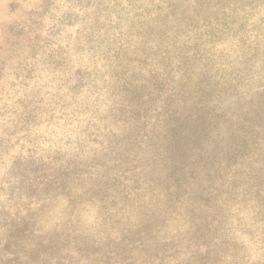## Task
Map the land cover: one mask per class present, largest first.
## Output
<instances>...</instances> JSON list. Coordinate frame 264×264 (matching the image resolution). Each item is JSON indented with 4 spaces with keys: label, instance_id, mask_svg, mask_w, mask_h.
I'll return each mask as SVG.
<instances>
[{
    "label": "rangeland",
    "instance_id": "rangeland-1",
    "mask_svg": "<svg viewBox=\"0 0 264 264\" xmlns=\"http://www.w3.org/2000/svg\"><path fill=\"white\" fill-rule=\"evenodd\" d=\"M98 1L0 0V139L11 144L0 158V238H22L18 254L33 258L0 264H64L48 254L53 237L71 251L65 264H264V0L236 2L255 12L253 29L206 43L207 77L176 62L156 77L142 71L162 98L152 133L165 136L147 163L130 151L111 160L100 143L128 130L131 107L118 111L136 94L114 82L111 60L85 58L86 39L113 40L127 23L114 10L84 12ZM90 80L97 87L81 86ZM143 191L164 208L133 205ZM67 204L80 207L77 222L59 213ZM5 210L18 219L3 229Z\"/></svg>",
    "mask_w": 264,
    "mask_h": 264
},
{
    "label": "trees",
    "instance_id": "trees-1",
    "mask_svg": "<svg viewBox=\"0 0 264 264\" xmlns=\"http://www.w3.org/2000/svg\"><path fill=\"white\" fill-rule=\"evenodd\" d=\"M237 1L129 0L124 5L123 1L119 0L110 1V4L100 0L95 7L92 5L85 7L84 12L90 15L91 18L99 17L107 9L114 10L117 15H121V21L124 14L128 15L126 18L127 23L126 21L124 23L125 29L123 33L117 34V37L113 40H109L106 37L97 46H93L91 40L86 39L84 41L85 44L89 43L85 58L89 61L93 60L92 58L111 60L118 67L117 72L121 73L120 76L116 77L114 82L118 83V86H132L135 90L132 93L136 94L131 99L126 98L123 109L118 111L121 114L127 111L128 107H131L130 110L134 113V117L130 120L131 124L128 130L117 133L112 132L107 137L109 139L108 142H100L103 149L109 151L111 160L117 159L119 156L121 159H126L125 154L130 151L133 157L139 154V159L144 163L156 161V152L159 151L158 148L161 146L160 144H155L164 140L165 136L161 139L159 136H154L152 128L158 123L162 98L156 99L154 95H156L157 88L154 87L151 79H146L143 76L142 71H153L151 76L156 77L158 73L154 71L157 66H162L168 71V68L176 62L181 65L182 69H179L180 74H190L197 78L207 77L206 61L210 58L209 56H205L206 51L204 47L206 43H214V41L222 38H232L242 31L245 34L248 30L253 29L249 22H247V19L254 17L255 12L246 17L245 13L236 10ZM191 11L194 17L188 18L187 13ZM92 21L94 20L92 19ZM186 21L189 24L188 27H186ZM87 24H89V27L93 25L91 22ZM93 62L96 63V61ZM150 62H154L155 64ZM135 65L141 68L140 76L133 75ZM122 67L127 68L124 70ZM138 77L139 79H137ZM134 83H137V85L135 86ZM81 86L85 88L90 86L97 87L92 84L91 80L88 81V86ZM146 98L148 101L145 100ZM116 138L119 139L115 140ZM134 140L136 142L132 143ZM8 141V139H0V158L5 156L10 150L11 144ZM53 159L62 161L64 156L59 152V155L56 154ZM49 161L46 163V167L43 168L45 173L57 170L55 167L58 165L57 162L55 160ZM1 162L2 160H0V164ZM136 192L133 205L138 204L139 208L147 205L156 207V209L164 208V205L159 202L161 200H155L151 197L152 192ZM75 205L70 206V204H67L65 208L60 209L59 213L63 212L66 217H69L68 220L77 222L80 217L78 214L80 207L76 209ZM133 205L131 202H127L123 208H130L129 214L136 216L137 214L134 212ZM1 208L2 206H0ZM74 210V216H71V212ZM4 214L5 220L1 228L11 227L17 222L16 219L18 218L10 215L8 210H5ZM25 232L30 233L31 230L26 229ZM28 236H26L27 239L29 238ZM55 239L53 237L52 241L49 240L51 243L48 244V254L51 258H56L62 252L60 260L64 261V264L70 263V258L66 257L67 254H64V252H69L70 250H65L61 245L54 243ZM20 240L22 238H16L15 240H11L8 237L0 238V259L5 258V255H7L17 261L19 260L18 256L23 258L25 255L28 256V260L32 261L33 258H31L30 254L25 252L18 254L17 250L20 247ZM1 247L4 249H1ZM60 260L56 261L59 262ZM46 262L47 260L43 259L38 260L36 263L46 264Z\"/></svg>",
    "mask_w": 264,
    "mask_h": 264
}]
</instances>
